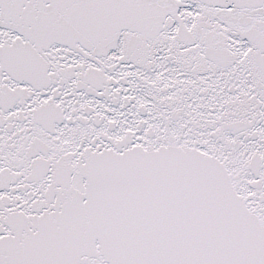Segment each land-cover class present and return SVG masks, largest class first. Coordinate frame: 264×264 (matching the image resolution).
<instances>
[{
  "label": "snow or ice",
  "instance_id": "1",
  "mask_svg": "<svg viewBox=\"0 0 264 264\" xmlns=\"http://www.w3.org/2000/svg\"><path fill=\"white\" fill-rule=\"evenodd\" d=\"M0 264H264V0H0Z\"/></svg>",
  "mask_w": 264,
  "mask_h": 264
}]
</instances>
